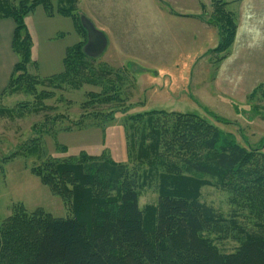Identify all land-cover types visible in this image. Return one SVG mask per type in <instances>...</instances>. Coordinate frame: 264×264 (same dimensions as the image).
<instances>
[{
  "label": "trees",
  "instance_id": "1",
  "mask_svg": "<svg viewBox=\"0 0 264 264\" xmlns=\"http://www.w3.org/2000/svg\"><path fill=\"white\" fill-rule=\"evenodd\" d=\"M75 1L0 0V20L10 19L15 26L11 49L18 59L1 97L21 91L34 95L38 85L59 90L89 85L101 92L87 95L84 110L115 103L107 116L125 115L122 77L105 65L96 67L97 59L83 53L86 33L74 14ZM213 5L212 23L220 41L212 53L223 55V60L235 40L236 19L228 4ZM38 7L49 18H70L82 38L65 50L62 71L47 78L28 72L34 63L25 19ZM111 75L121 85H115ZM34 96L39 110L45 109L42 101L51 94ZM7 112L0 109V114ZM124 120L130 166L104 153H80L30 169L68 206L70 216L53 218L41 209L28 213L20 205L14 207L0 223V264H264L263 146L242 147L231 134L192 113L155 110L125 115ZM152 179L157 182V202L139 208L140 191ZM205 187L227 194L229 213L201 202ZM225 241L235 245L232 252L217 246Z\"/></svg>",
  "mask_w": 264,
  "mask_h": 264
},
{
  "label": "rangeland",
  "instance_id": "2",
  "mask_svg": "<svg viewBox=\"0 0 264 264\" xmlns=\"http://www.w3.org/2000/svg\"><path fill=\"white\" fill-rule=\"evenodd\" d=\"M231 1L76 0L74 14L79 19L87 17L106 36V51L94 65H105L122 77V85L115 75L110 79L121 85L125 115L155 110L192 113L231 134L242 147L264 148V86L245 99L227 97L219 75L228 53L223 60V55L212 53L220 41L219 30L212 23L213 4ZM53 7L57 5L53 3ZM227 11L233 12V8L227 5ZM54 17H47L38 7L25 19L32 63L36 60L40 65L45 57L53 67L56 60L51 56L59 54L57 49L63 42L71 47L82 41L74 24L73 35L66 33L64 40L52 37L59 30H69L73 23L70 18ZM49 36L54 41L49 43ZM34 69L31 65L28 72L37 76ZM42 91L51 96L42 101L45 109L36 110L39 103L34 95ZM100 92L101 88L89 85L79 90L38 85L34 95L21 91L0 101V109L9 111L0 114V223L18 205L28 213L41 209L53 218L70 216L68 206L30 173L48 159L63 161L80 153H104L114 162L130 166L123 130L125 115L107 116L117 104L81 107L90 100L89 93ZM94 114L100 115L94 119ZM211 115L228 125L217 123ZM153 179L140 191L139 208L157 202V182ZM201 202L222 214L231 210L227 194L212 187L202 189ZM217 246L225 253L235 247L231 241L217 242Z\"/></svg>",
  "mask_w": 264,
  "mask_h": 264
},
{
  "label": "crops",
  "instance_id": "3",
  "mask_svg": "<svg viewBox=\"0 0 264 264\" xmlns=\"http://www.w3.org/2000/svg\"><path fill=\"white\" fill-rule=\"evenodd\" d=\"M227 4L233 8L231 13L235 16L237 29L234 43L227 58L223 61V70L220 69L219 82L227 91L224 93L227 97L234 99L243 97L245 99L258 86H264V0H232ZM14 28L12 20H0L1 100L3 99L1 95L8 85L13 68L18 62L11 49ZM66 33L68 35L74 34L73 23L72 28L67 31L59 30L52 34V37L60 36L64 40ZM46 39L49 43L54 41L51 36L46 37ZM69 45L63 42L57 49L59 54L57 51L51 56V59L56 60L53 67L50 66L52 64L45 57L40 65L35 60L32 68H35L34 71L37 76L47 78L60 73L62 71V59Z\"/></svg>",
  "mask_w": 264,
  "mask_h": 264
},
{
  "label": "water",
  "instance_id": "4",
  "mask_svg": "<svg viewBox=\"0 0 264 264\" xmlns=\"http://www.w3.org/2000/svg\"><path fill=\"white\" fill-rule=\"evenodd\" d=\"M80 25L86 33V43L82 49L83 53L90 59L100 58L107 48L106 36L96 30L85 16H80Z\"/></svg>",
  "mask_w": 264,
  "mask_h": 264
}]
</instances>
